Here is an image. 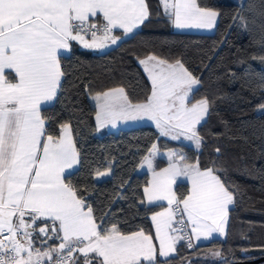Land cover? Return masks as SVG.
<instances>
[{
    "label": "snow or ice",
    "instance_id": "6c2138e0",
    "mask_svg": "<svg viewBox=\"0 0 264 264\" xmlns=\"http://www.w3.org/2000/svg\"><path fill=\"white\" fill-rule=\"evenodd\" d=\"M162 4L178 29L212 28L219 15L198 0ZM148 15L145 0H0V264H158L151 234L143 229L125 233L115 223L102 227V218L97 222L78 189L66 182L65 173L80 163L71 126L63 124L53 135L41 115V106L55 100L61 89L59 53L70 50V41L88 49L106 48L120 39L114 29L132 33ZM140 64L152 85L147 100L132 104L123 88L98 94V127L147 117L161 135L184 137L199 148L197 126L209 112L207 99H191L199 80L179 60L169 63L149 55ZM169 159V167L156 172L145 157L153 169L151 186L144 189L147 203L167 202L164 211L151 217L161 257L175 252L181 240L192 247L185 231L189 224L197 239L223 233L234 202L214 168L202 170L198 162L188 163L175 152ZM110 171L97 170L96 175ZM181 176L191 188L178 198L173 186ZM37 231L60 240L59 245L37 248Z\"/></svg>",
    "mask_w": 264,
    "mask_h": 264
},
{
    "label": "trees",
    "instance_id": "16d2710c",
    "mask_svg": "<svg viewBox=\"0 0 264 264\" xmlns=\"http://www.w3.org/2000/svg\"><path fill=\"white\" fill-rule=\"evenodd\" d=\"M145 2L148 20L118 47L103 55L74 47L60 58L61 90L41 115L53 135L63 124L71 126L80 163L66 182L78 189L97 222L103 219L102 227L115 223L122 232L143 229L154 238L150 217L164 206H145L150 178L137 170L154 145L179 150L186 162L216 170L233 192L234 206L224 239L192 248L183 242L175 258L158 264L257 261L264 257V0H198L219 14L212 35L177 33L161 0ZM149 55L179 60L199 80L192 100L209 101L207 119L197 128L199 148L167 140L150 126L98 136L94 97L123 88L132 104L144 103L152 85L139 62ZM108 169L109 177L99 182L97 170ZM175 191L182 198L189 187L179 184ZM212 254L221 261H211Z\"/></svg>",
    "mask_w": 264,
    "mask_h": 264
},
{
    "label": "crops",
    "instance_id": "0c3cea01",
    "mask_svg": "<svg viewBox=\"0 0 264 264\" xmlns=\"http://www.w3.org/2000/svg\"><path fill=\"white\" fill-rule=\"evenodd\" d=\"M161 2H162V0H161ZM162 6H163V4H162ZM163 9H164V6H163ZM147 11H148V8H147ZM164 12H165V10H164ZM148 14H149V11H148ZM148 18H149V15H148ZM148 18L141 25H139V27L135 28L132 33L124 34L122 29H114L113 30V32H114L113 35L119 36L120 39L118 40V42L116 44L109 43L108 47H106V48H102V49H88V48H85L82 44H80L77 41H70V50H61L60 53H59V58H62V57H65V56H70L72 54V52H73L74 47H79L82 50L89 51V52H92V53H95V54H99V55H103V54L111 51L112 49L118 47L123 41L130 39L132 36H134L136 33H138L141 30V28L144 25V23L148 20ZM97 19H99V18H97ZM218 19H219V15L217 16L216 21H215V25L212 28H179L178 29V28H176L174 26V24H173V28H174V31L177 32V33H189V34H199V35H212L216 31V27H217V24H218ZM85 39L91 41V36L90 35H86L85 36ZM139 65L142 68V70L144 71V73L147 76V78L149 79V81L151 82L148 74L144 70L143 65H141L140 62H139ZM60 67H61V64H60ZM9 78L11 79L12 77H9ZM62 82H63V77L61 78V85H62ZM60 90L57 93V97H58V95L60 93ZM57 97H56V99H57ZM56 99L53 100V101H51V102H48L47 104L42 105L41 106V111L43 109H45V108H48V107L54 105ZM131 128H136V127H131ZM131 128L123 127L122 130L131 129ZM107 133H110V132L107 131L105 134H107ZM105 134H103V135H105ZM101 135L102 134H99V130H98V136H101ZM71 136L73 138L72 132H71ZM193 145H195V144H193ZM155 148H156V151H153V148H152L151 151H150L151 156H150V153H149V155L147 157H149L151 159L154 170L156 172H160L163 169L169 167V165L173 162L172 160L169 159V153L170 152H175L177 150L161 151L158 148L157 145H155ZM153 158H154V160L159 159V163H165V165L163 167H161V168H157L158 166L155 165V162H153ZM78 167H79V164L75 165L74 168L68 170L65 173V175L68 176V175L73 174L74 172H76L78 170ZM137 173L139 175H142V174H148L149 175L150 181H149V186L148 187H150L151 186V181L153 179V169H149L148 168L145 160H143V162L141 163L140 167L137 170ZM108 177H109V174H107V176H105L104 179H101L99 176L96 179L100 182V181H103V180L107 179ZM179 184L187 185L189 187V191H190L191 182L189 180L185 179L182 176L181 177H178L176 184L173 186L174 191L176 189V186L179 185ZM144 195H145V193H144ZM158 205H162L165 208V207H167V202L166 201H160V202H158ZM158 205L157 204H148L147 203V197L145 196V206H147V207H155V206H158ZM233 206H234V202H233V204H230L228 206L227 216L229 215L230 210L233 209ZM164 208L161 211H164ZM161 211H159V212H161ZM151 217H150V220H151V223H152V226H153V230H154V238H153V241L156 244V259H157V261H168L170 259L175 258L176 257V254H177V252H176L177 251V247L179 245H181L184 242V240L179 241L175 245V252L170 253L166 257H161L159 255V244H158V241L156 240V237H155V225H154V222L152 221ZM40 223H41L40 221H37V224L38 225ZM188 226H189V233H190V235H192V233H191V225L189 224ZM223 233H225V230H224ZM223 233H220V232H212L209 236L205 237V236L202 235L199 239H197L196 236H195V234H193L192 235L193 237L191 236V238H192V244H193V241H195L198 246L208 245L209 243H211L214 240H222L223 237L222 236H219V235H222ZM33 240H34L35 246L37 248H41V250H45L49 246H52L53 248H55L60 243V240H57V242H56L55 245H46V244L42 245V243H41L42 241L39 239V236H38V231L35 233V235L33 237ZM76 256H78L80 258V261H82L84 259V257L80 253H77ZM76 264H79V261H76Z\"/></svg>",
    "mask_w": 264,
    "mask_h": 264
},
{
    "label": "rangeland",
    "instance_id": "374dc122",
    "mask_svg": "<svg viewBox=\"0 0 264 264\" xmlns=\"http://www.w3.org/2000/svg\"><path fill=\"white\" fill-rule=\"evenodd\" d=\"M198 87H199V84L193 86V93H192L191 99L193 98V95L196 92V90L198 89ZM94 105L97 107L98 112H99V108L97 106V101L95 99H94ZM206 119H207V115H206L205 119L201 122V124L197 126V128L199 126H201L206 121ZM97 125H98V122H97ZM138 126L139 127H142V126L153 127L159 132L161 137H163V138H165L167 140L173 141L175 143L184 144V145H188V146H192L193 144H195L193 141L187 140L184 137H181L179 139H175L174 140L171 137L161 135L160 130L156 127L155 122L150 120V119H148L147 117L140 118V119L118 120L116 122L115 126H112L111 124H108V125H106L104 127H98V130H99V134H102L101 136H103V134H105L107 131L108 132H112V133H118V132H120V130H122L123 127H126V128L136 127L137 128ZM193 146L196 147V145H193ZM175 153H177L178 155H182L179 150L175 151ZM153 162H155V165H157V166L159 165V159L154 160V158H153ZM105 176H107V175H105ZM105 176H101L100 178L104 179ZM228 222H229V215L226 217L225 221L223 222V227H224L225 233H223L222 235H219V236H222L223 239L225 238L226 230H227V227H228ZM192 245H193V247H197L198 246L195 241H193ZM210 260L215 262V263H219L221 261L220 257L217 254H212L210 256Z\"/></svg>",
    "mask_w": 264,
    "mask_h": 264
},
{
    "label": "built area",
    "instance_id": "2783aa9c",
    "mask_svg": "<svg viewBox=\"0 0 264 264\" xmlns=\"http://www.w3.org/2000/svg\"><path fill=\"white\" fill-rule=\"evenodd\" d=\"M113 33H114V32H113ZM49 231H51V229H49ZM185 231H186L187 234L190 235V233H189V226H188V225H187ZM38 236H39V239L42 241V242H41L42 245H44V244H46V245H51V244H53V243H56L57 240H58V239H55V238H53V239H47L46 237H44L43 235H41L39 232H38ZM184 243L188 244V241H187V240H184ZM191 244H192V239H191ZM192 247H193V245H192ZM192 247H191V248H192ZM76 255H77V253L74 254V257H75ZM46 264H47V262H46Z\"/></svg>",
    "mask_w": 264,
    "mask_h": 264
},
{
    "label": "water",
    "instance_id": "95a60500",
    "mask_svg": "<svg viewBox=\"0 0 264 264\" xmlns=\"http://www.w3.org/2000/svg\"><path fill=\"white\" fill-rule=\"evenodd\" d=\"M264 262V257L257 260V261H254V262H250V263H235V264H260V263H263Z\"/></svg>",
    "mask_w": 264,
    "mask_h": 264
}]
</instances>
